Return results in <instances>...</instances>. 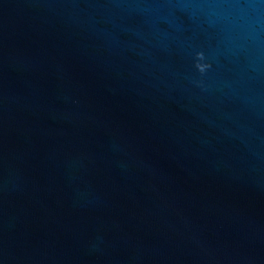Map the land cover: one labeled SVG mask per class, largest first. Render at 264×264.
I'll return each mask as SVG.
<instances>
[{
  "label": "water",
  "instance_id": "obj_1",
  "mask_svg": "<svg viewBox=\"0 0 264 264\" xmlns=\"http://www.w3.org/2000/svg\"><path fill=\"white\" fill-rule=\"evenodd\" d=\"M0 264H264V0H0Z\"/></svg>",
  "mask_w": 264,
  "mask_h": 264
},
{
  "label": "clouds",
  "instance_id": "obj_2",
  "mask_svg": "<svg viewBox=\"0 0 264 264\" xmlns=\"http://www.w3.org/2000/svg\"><path fill=\"white\" fill-rule=\"evenodd\" d=\"M198 59L199 60H203L204 59L203 54H199ZM197 67H198L199 71L201 73H203V72H205L207 70L209 65H207V64H197Z\"/></svg>",
  "mask_w": 264,
  "mask_h": 264
}]
</instances>
